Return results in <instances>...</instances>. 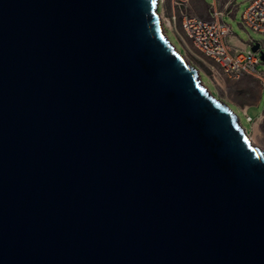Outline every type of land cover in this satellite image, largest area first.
<instances>
[{
    "label": "water",
    "instance_id": "obj_1",
    "mask_svg": "<svg viewBox=\"0 0 264 264\" xmlns=\"http://www.w3.org/2000/svg\"><path fill=\"white\" fill-rule=\"evenodd\" d=\"M0 264H264V150L159 0H0Z\"/></svg>",
    "mask_w": 264,
    "mask_h": 264
},
{
    "label": "rangeland",
    "instance_id": "obj_2",
    "mask_svg": "<svg viewBox=\"0 0 264 264\" xmlns=\"http://www.w3.org/2000/svg\"><path fill=\"white\" fill-rule=\"evenodd\" d=\"M211 3L212 0H205ZM238 4L235 15H225L224 20L231 25L232 32L242 42H245V47L248 48L249 38L254 40L264 39V35L258 32L248 31L240 25L241 12L247 5V0H235ZM177 3H180L178 5ZM185 8L187 14L201 15L206 6L201 3V0H163L159 4V12L162 14V20L166 29V34L175 48L184 56V58L194 66L200 76L201 84L212 93L216 98L226 102L229 107L238 114L241 124L247 129L248 133L253 137L255 145H258L264 150V91L260 96L258 105H252L246 111V105L255 102L257 94L262 89V84L259 79L244 75L238 79H230L220 76L216 72V64L208 57H205L193 45L180 27L181 15L178 13L179 7ZM177 12L176 19H171V11ZM214 66V68H213ZM259 68L264 70V63L259 64ZM218 70V69H217ZM260 119L255 117L261 111ZM249 116L253 119L250 120Z\"/></svg>",
    "mask_w": 264,
    "mask_h": 264
},
{
    "label": "built area",
    "instance_id": "obj_3",
    "mask_svg": "<svg viewBox=\"0 0 264 264\" xmlns=\"http://www.w3.org/2000/svg\"><path fill=\"white\" fill-rule=\"evenodd\" d=\"M160 1L163 0H159V4ZM237 5L235 0H229L226 9L211 5L208 8V17L187 14L185 8L178 6V13L181 15L180 27L196 49L214 61L217 66L214 72L230 79L251 75L259 79L264 88V70L259 68V64L264 63L260 57V51H264V39L254 40L250 37L249 47L246 49L238 48L228 42L232 27L223 16ZM176 17L177 12L172 10L170 18L176 19ZM161 21L166 32L165 21ZM240 25L248 31L264 35V0H247V5L241 12ZM254 42L259 44L257 50L251 49ZM249 119L253 118L249 116Z\"/></svg>",
    "mask_w": 264,
    "mask_h": 264
},
{
    "label": "crops",
    "instance_id": "obj_4",
    "mask_svg": "<svg viewBox=\"0 0 264 264\" xmlns=\"http://www.w3.org/2000/svg\"><path fill=\"white\" fill-rule=\"evenodd\" d=\"M185 1H187V0H185ZM228 1H229V0H212L211 3H207L205 0H201V3H203V5L206 6V9H203V10H202L200 16L208 17V8H209V6H211V5H217V6L220 7V8L226 9V8H227V7H226V4H227ZM228 6H229V5H228ZM237 6H238V5H237ZM237 6H236V8L232 7L231 11H230L229 13L224 14V16H225V15H229V16H233V15H235V12H236V10H237ZM224 16H223V18H224ZM228 42H229L231 45L236 46V47H238V48L246 49V47H245V45H246L245 42H242V41L239 40L237 37H235L234 34H233V32L229 35V37H228ZM259 81H260V80H259ZM260 82H261V81H260ZM261 84H262V83H261ZM263 91H264V88H263V86H262L261 91H259V93L257 94V98H256L255 102H253V103H249V104L246 105V111H247V112H248V109H249L250 106H252V105H258L259 100H260V96H261V94H262ZM262 112H263V110H262L259 114L256 115L255 120H256V119L258 120V119L261 118V116H262ZM248 113H249V112H248Z\"/></svg>",
    "mask_w": 264,
    "mask_h": 264
},
{
    "label": "bare ground",
    "instance_id": "obj_5",
    "mask_svg": "<svg viewBox=\"0 0 264 264\" xmlns=\"http://www.w3.org/2000/svg\"><path fill=\"white\" fill-rule=\"evenodd\" d=\"M160 16H161V18H162V14H160ZM161 20H162V19H161ZM167 36H168V35H167ZM244 128H245V127H244ZM245 131H246V133L248 134V136H249L251 142L254 143V139H253V137L248 133V131H247L246 128H245Z\"/></svg>",
    "mask_w": 264,
    "mask_h": 264
}]
</instances>
